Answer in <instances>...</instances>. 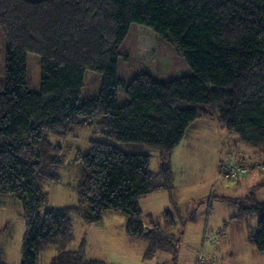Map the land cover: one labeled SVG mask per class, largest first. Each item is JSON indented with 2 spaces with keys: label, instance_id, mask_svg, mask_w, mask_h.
I'll return each mask as SVG.
<instances>
[{
  "label": "trees",
  "instance_id": "trees-1",
  "mask_svg": "<svg viewBox=\"0 0 264 264\" xmlns=\"http://www.w3.org/2000/svg\"><path fill=\"white\" fill-rule=\"evenodd\" d=\"M133 24L177 46L194 75L121 79L120 48ZM0 28L8 43L0 200L15 199L25 211L22 264H40L52 250L51 264H106L85 257L86 240L77 251L68 247L74 217L96 225L108 212L124 214L126 234L148 243L145 259L159 252L176 257L181 231L171 233L177 228L171 155L200 119L216 120L264 157V0H0ZM29 53L41 59L40 93L28 83ZM87 71L99 73L102 85L82 102ZM83 129L100 139L69 161L55 140ZM142 147L159 152L158 172L151 171L152 155L136 150ZM66 165L78 168V204L43 211L46 186L62 181ZM236 167L248 168L245 175L253 169ZM160 191L170 194L172 210L163 225L147 216L148 228L140 201ZM251 202L239 217H257L247 241L264 254V201L252 193ZM0 264H7L2 249Z\"/></svg>",
  "mask_w": 264,
  "mask_h": 264
},
{
  "label": "rangeland",
  "instance_id": "rangeland-1",
  "mask_svg": "<svg viewBox=\"0 0 264 264\" xmlns=\"http://www.w3.org/2000/svg\"><path fill=\"white\" fill-rule=\"evenodd\" d=\"M7 48V40L0 28V90L5 87ZM120 52L122 56L119 59L118 75L127 83L141 73H147L161 82L194 75L177 46L137 24L131 26ZM27 74L30 90L40 93L41 59L37 54L27 55ZM101 85V75L87 71L81 92L82 102L97 97ZM185 138L181 149L183 154L173 170L175 185L179 189V205L175 214L181 226L178 255L175 257L162 254V261L166 264H195L197 253H201L207 258V264H264V254L259 253L247 241L248 236L256 231L257 217L250 213L239 217L243 208L249 209L253 205L252 193L259 201H264V157L257 155L255 149L242 143L237 135L229 133L216 120L191 127ZM91 139L100 138L94 136L91 130L83 129L77 130L65 142H55L64 146L68 151L69 161H72L75 151L86 150ZM192 145L199 146L194 148L199 151L194 158L187 154ZM128 148L125 146V149ZM136 150L152 155L151 171H159L158 151L149 147ZM229 164L251 166L253 169L240 179L233 180L225 177V167ZM61 175L60 183H49L46 186L49 202L43 211L77 206L78 168L66 165ZM154 198L156 201L153 203L157 205L155 218L162 221L159 215L163 213L164 203L160 198ZM192 214L196 216V222L188 221ZM73 221L75 240L68 250L77 251L83 240H86L85 257L88 260L109 259L107 254L112 251L113 235H117L118 229L120 230V219L113 217L109 224L106 223L100 229L96 225H87L80 217H74ZM26 223L25 211L19 201L12 198L0 200V249L7 264H22ZM131 253L133 254L126 258V264H134L138 258L137 252ZM55 256L56 251L52 250L44 256L40 264H51ZM155 259H144L141 264H155Z\"/></svg>",
  "mask_w": 264,
  "mask_h": 264
},
{
  "label": "crops",
  "instance_id": "crops-1",
  "mask_svg": "<svg viewBox=\"0 0 264 264\" xmlns=\"http://www.w3.org/2000/svg\"><path fill=\"white\" fill-rule=\"evenodd\" d=\"M198 123H201V125H203V124L206 125L208 123H213V119H208V118L200 119L193 125V127H196L198 125ZM185 139L174 150V152L171 155V164H172L173 170L175 169L176 164L179 162L181 154H183L181 149L185 143ZM199 146H200V144H199ZM198 147H194L192 145V149H189V151L187 153L189 155V157L194 158V157L198 156V154H195V153H199V151L194 149V148H198ZM175 181L176 180H175V175H174L175 191H174L173 198H174V202H175L176 206L178 207L179 203L177 202V192H179V189L176 187ZM154 197L160 198L159 200L162 201V203H164V205L162 206L163 213H160V215H159L162 217V221L156 220V218H155L156 217L155 210L157 208V205L155 203H153V201H156V198H154ZM169 199H170V194L166 191H160V192L151 194V195L146 196V197L141 199L140 206H141V209L145 215L144 224L146 227L150 228L149 222L147 221V216H151L153 218V220L160 222V223H163L165 221L166 212L168 210H172L171 200L169 201ZM113 217H114V219H115V217L120 219V221L118 222L119 223L118 228H120V230L118 229L117 235L115 234L112 237V246H111L112 251L108 252V254H107L109 259H107L106 261H103V262H105L106 264H112L110 262H113V264H126V258L129 255L133 254L131 252H137L138 258L135 260L134 264H141L142 261L145 259V254L148 250V243L144 240L131 238L126 234L125 224H126L127 219H126L124 214L118 213V212H108L104 216L103 221L99 224H96V227H99V229L104 227L106 225V223L109 224L110 219H113ZM111 221H113L114 223L116 222L115 220H111ZM179 222L180 221L176 220L177 228H174L171 233H173L175 235L179 234V232H180L179 228L181 227L179 225ZM194 222H196V220ZM96 229H98V228H96ZM102 240H104V239L102 238ZM102 240H101V242H102ZM111 247H109V249ZM159 253H161V254H159ZM159 253L155 256L156 259H155V257L153 258L156 261L159 257L160 258L162 257L161 256L162 254H169L166 252H159ZM200 255H201V253H199V254L197 253L195 260ZM162 260H163V258H161L155 264H166ZM97 261H102V260H97Z\"/></svg>",
  "mask_w": 264,
  "mask_h": 264
},
{
  "label": "built area",
  "instance_id": "built-area-1",
  "mask_svg": "<svg viewBox=\"0 0 264 264\" xmlns=\"http://www.w3.org/2000/svg\"><path fill=\"white\" fill-rule=\"evenodd\" d=\"M248 171V168L246 167H236L233 164H229L227 167V171H226V177L236 180L238 179L240 176L245 175ZM198 263L197 264H206V258L205 256L200 255L197 259Z\"/></svg>",
  "mask_w": 264,
  "mask_h": 264
}]
</instances>
